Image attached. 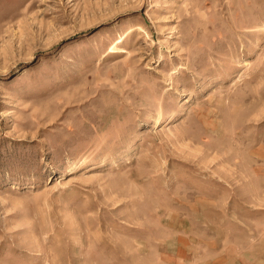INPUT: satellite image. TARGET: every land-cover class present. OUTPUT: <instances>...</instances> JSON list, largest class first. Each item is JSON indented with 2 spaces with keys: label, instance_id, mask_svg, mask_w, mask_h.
Segmentation results:
<instances>
[{
  "label": "rangeland",
  "instance_id": "1",
  "mask_svg": "<svg viewBox=\"0 0 264 264\" xmlns=\"http://www.w3.org/2000/svg\"><path fill=\"white\" fill-rule=\"evenodd\" d=\"M0 264H264V0H0Z\"/></svg>",
  "mask_w": 264,
  "mask_h": 264
},
{
  "label": "bare ground",
  "instance_id": "2",
  "mask_svg": "<svg viewBox=\"0 0 264 264\" xmlns=\"http://www.w3.org/2000/svg\"><path fill=\"white\" fill-rule=\"evenodd\" d=\"M191 94V93H190Z\"/></svg>",
  "mask_w": 264,
  "mask_h": 264
}]
</instances>
